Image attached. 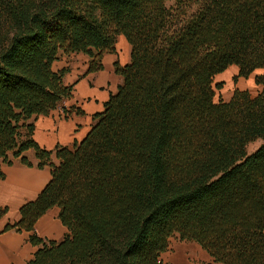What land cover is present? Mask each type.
Returning <instances> with one entry per match:
<instances>
[{"label":"trees","instance_id":"trees-1","mask_svg":"<svg viewBox=\"0 0 264 264\" xmlns=\"http://www.w3.org/2000/svg\"><path fill=\"white\" fill-rule=\"evenodd\" d=\"M119 35L122 84L53 164L24 125L71 96L52 63L83 53L97 71ZM230 66L244 79L263 70L259 94L215 103L214 78ZM27 150L51 179L1 231L41 245L26 264H162L175 235L207 264H264V0H0V159L30 167ZM52 207L68 233L44 243L34 225Z\"/></svg>","mask_w":264,"mask_h":264},{"label":"crops","instance_id":"crops-1","mask_svg":"<svg viewBox=\"0 0 264 264\" xmlns=\"http://www.w3.org/2000/svg\"><path fill=\"white\" fill-rule=\"evenodd\" d=\"M90 61V57L83 53L59 51L51 71L62 73V85L71 88V96L48 114L34 116L24 122L25 126L31 125L33 128V141L41 149L52 152L50 162L55 165L58 164L55 150L71 149L75 143L83 140L92 126L93 116L101 113L109 98L116 94L122 78L115 69L129 63L130 46L119 35L114 50L104 53L98 60L101 65L99 70L89 72ZM231 67L238 70L235 66L227 69ZM221 75L223 72L215 77ZM26 134V128L22 126L19 141L24 140ZM21 156L32 166L22 164L19 157L12 158L11 154L7 155L10 165L0 159V209H6L0 219V264H26L41 247L30 244L29 232L11 230L1 233L6 224H13L19 219L20 207L34 201L51 179L48 166L37 168L38 160L32 150L23 152ZM58 215L59 208L52 207L36 221L33 233L44 243L60 242L67 235V229Z\"/></svg>","mask_w":264,"mask_h":264},{"label":"rangeland","instance_id":"rangeland-1","mask_svg":"<svg viewBox=\"0 0 264 264\" xmlns=\"http://www.w3.org/2000/svg\"><path fill=\"white\" fill-rule=\"evenodd\" d=\"M166 6L170 9L174 6V2H168ZM186 12H191V9H187ZM262 72L263 70H255L244 79L236 78L238 70L234 67L227 69L223 75L215 77L213 81L214 102H227L234 90L246 91L251 97H255L262 90V87L255 82L256 77ZM262 143V140H256L248 144L246 153L248 155L253 153ZM160 261L162 264H207L212 259L195 242L181 241L175 235L169 239L167 250L160 255Z\"/></svg>","mask_w":264,"mask_h":264}]
</instances>
